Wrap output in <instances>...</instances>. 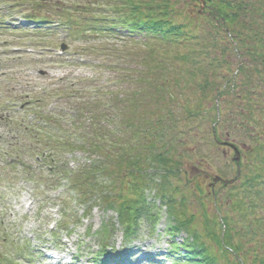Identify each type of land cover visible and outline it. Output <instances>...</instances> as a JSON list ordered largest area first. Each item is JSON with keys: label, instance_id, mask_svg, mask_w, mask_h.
Listing matches in <instances>:
<instances>
[{"label": "rangeland", "instance_id": "obj_1", "mask_svg": "<svg viewBox=\"0 0 264 264\" xmlns=\"http://www.w3.org/2000/svg\"><path fill=\"white\" fill-rule=\"evenodd\" d=\"M6 1L8 0H0V18L10 21L4 23V26L8 28H0V42L5 44L0 49V96L2 95L0 100L11 99L8 103L9 109L14 106L12 105L14 100L21 104L32 98L42 97V91H46L45 101L43 100L39 104L40 110L49 113L47 109V104H49V109L55 106V111L58 114H63L68 111L70 104L77 107L78 103L83 104L85 100L95 99L91 96L92 94L90 95L86 91L90 84L91 87H100L104 84L100 91L104 96L101 94V100H107L111 90L115 88L105 86L106 77L131 76L129 70L133 69L132 71L135 72L136 68L138 69L135 65L139 61L137 56H142L145 53L144 49L134 47L128 41L117 40L115 37L104 35L80 37L72 29L68 31L64 28H57L54 23L51 27H42V30L40 32L35 31L36 33L34 31L27 33L26 31L11 30L13 26H18L20 23L18 16L25 10L37 9L43 14L49 12L51 16L59 20V17L69 14V7L76 8L79 3L85 5V12L82 16L90 14L89 8L95 10L101 4L94 5V1L97 0H26L23 3L13 0L15 2L12 6L13 9L9 7V4H5ZM35 1H42L43 5L38 7L35 5ZM176 1L180 5H184L185 2V0ZM14 6L19 11H16ZM12 21L15 23L10 24L13 23ZM2 22L4 21H1L0 25ZM63 43L67 45V50L70 53L58 57L55 50L60 48ZM13 45L24 47L22 51L14 52L11 50ZM46 46H51L53 50H46ZM107 46L121 49L124 55H132L135 58L132 66L125 62V57H127L125 56L119 59L117 69H115L110 65L111 61H108L110 59L107 57L109 51L105 49ZM103 48L107 52L104 55L100 52V49ZM75 51L77 52L75 53ZM111 60H115V58ZM40 70H45L48 73L42 75ZM83 78L84 80H82ZM77 79H80V82L75 87L73 86L76 92L74 93L73 89L70 90V88ZM128 85H130L128 80L121 79L120 84L114 87L118 88L117 91H121V86L129 87ZM133 85L135 84L133 83ZM68 86L70 88L67 91L69 96L72 93L73 102L65 94L61 98L58 96L54 98L55 94ZM52 94L54 95L52 96ZM32 107L33 111L37 109L36 104ZM26 113H30L32 117L35 116L33 112L27 111H21L18 114L11 113L14 123H10L9 126L23 121ZM80 120L81 117L78 118L77 122ZM34 124L30 123V127L33 128ZM7 132H10V127L5 128L0 122V134H2V138H5L0 139V259L2 262H4L2 258L6 257L7 264H10L13 259L18 260V264H28L29 258H33L32 264H43L42 248L50 249L53 241H58L61 243V249L64 248L71 252L66 254V264L70 263L71 258L77 252L82 253V257L75 264H89L88 262L93 260L92 252H96L101 245L98 231L102 229L103 220L116 223L117 230L113 241L116 248L123 249V228L115 211L104 212L98 205L92 208L91 214H86L82 207L72 204L73 198L69 197L70 195L73 196L71 193H64L67 186L65 174L69 170L66 173L63 170L57 172L56 167H62L66 163H69L71 167L73 160L77 157L76 154L66 153V150H62L63 147H57L52 148L51 151H55L51 155L52 157L47 154L45 159L41 161H38L34 156L37 150L21 154L14 161L13 158L15 157L12 156L13 149L10 145L11 143L14 144L15 140L9 134L6 135ZM202 133L197 129L195 133H191L183 139V145L180 147L181 151H187L181 168H183L184 173L186 172L185 175L188 179L202 186L204 193L200 198V192H197L198 197H195L192 191L193 195L187 204L188 208L185 210L188 212V216L190 214L196 215L197 236L195 245L198 249L209 248L213 262L216 264H223L222 262L225 264H257L252 260L254 254L259 252L264 257V186L260 189V195L258 194L257 199L258 210H256V214L259 216L258 219L257 216L253 215V211L244 212L233 206L227 196L229 192L227 193L225 187L223 188L221 184H212V178L216 175L226 179L236 178L237 169L226 164V157L224 158L223 155L225 151L229 153L230 157L235 155L232 146L237 147L239 159L242 158L243 160V162L240 161V165H242V173L239 174L241 175L240 179L253 174L251 170L246 168V155L253 149L249 145L251 142L245 137L242 129H235L227 125L217 132L221 140H226L228 146L225 148H221L210 139L202 141ZM106 140L109 142L110 138H106ZM5 150H10V154H3ZM105 150L101 149L99 153L103 154ZM241 151L244 152L241 154ZM53 159L55 161L52 162ZM79 159L82 161L84 157ZM10 161L11 164H9ZM54 184L57 186L54 187ZM150 190L152 191L151 188ZM239 194V199L242 201L247 202V198H250L243 193ZM158 200L159 197H156L157 202ZM29 201H33V204H28ZM159 205L161 206L162 219L158 224L157 231L160 236L157 235V231L151 230L152 225L148 221H144L138 238H134L130 242L136 247L132 256L135 261L134 264H149L145 258L150 253H157L159 248L167 247V240L163 238L165 234L163 229L165 226H169L170 217L165 205L162 202ZM226 213L230 215H226ZM229 216L237 224L235 227L240 224L247 228L250 225L256 230L255 233H251L249 229L246 231L240 229L235 233L234 241L243 244V250L239 251L235 243H230L234 232L233 221L230 220ZM56 220H59L61 227L56 230L57 233L50 234L51 231L48 226L55 224ZM63 222L66 223L63 225ZM187 233V231L182 230L177 241L181 242ZM26 245H30L32 249ZM228 249L233 251V254H229ZM39 250L40 254L37 256ZM236 258H239V261H236Z\"/></svg>", "mask_w": 264, "mask_h": 264}, {"label": "trees", "instance_id": "obj_2", "mask_svg": "<svg viewBox=\"0 0 264 264\" xmlns=\"http://www.w3.org/2000/svg\"><path fill=\"white\" fill-rule=\"evenodd\" d=\"M110 3L114 7L111 16L101 20L81 17V9H68L65 18L80 37L120 34L145 51L137 56L138 69H130L132 75L125 76L135 86L123 88V98H115L125 104L121 119L122 128H127L125 137L112 136L105 153L112 163L110 173L121 180L119 186L113 185L121 193L116 188L117 195L107 205L118 207L130 241L138 236L146 218L156 219L153 205L146 203L141 192L148 179L147 167H157L169 188L172 175L186 176L181 166L187 151L180 147L197 129L203 132L202 141L213 128L217 132L226 125L242 129L253 148L247 153L246 168L253 173L248 177H264V0ZM125 56L132 66V55L117 54L116 59ZM116 101L110 104L113 110L120 109ZM100 114L111 120L112 113ZM152 147L158 151L151 153ZM178 191V186L171 189L167 202ZM172 229L175 234L177 228ZM132 249L127 248V253ZM181 249L175 245L172 253L178 256ZM187 250L184 258L178 256V264L198 263L195 250Z\"/></svg>", "mask_w": 264, "mask_h": 264}, {"label": "water", "instance_id": "obj_3", "mask_svg": "<svg viewBox=\"0 0 264 264\" xmlns=\"http://www.w3.org/2000/svg\"><path fill=\"white\" fill-rule=\"evenodd\" d=\"M233 147H234V146H233ZM237 154H239L238 151H237ZM219 179H220L219 176H218V177H215V178H214V181H217V180H219Z\"/></svg>", "mask_w": 264, "mask_h": 264}]
</instances>
